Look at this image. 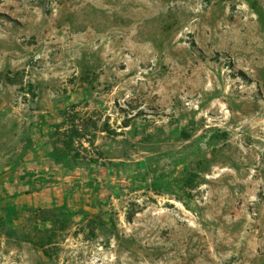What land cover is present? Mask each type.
Segmentation results:
<instances>
[{"label": "rangeland", "instance_id": "obj_1", "mask_svg": "<svg viewBox=\"0 0 264 264\" xmlns=\"http://www.w3.org/2000/svg\"><path fill=\"white\" fill-rule=\"evenodd\" d=\"M0 216V264H264V0H0Z\"/></svg>", "mask_w": 264, "mask_h": 264}, {"label": "trees", "instance_id": "obj_2", "mask_svg": "<svg viewBox=\"0 0 264 264\" xmlns=\"http://www.w3.org/2000/svg\"><path fill=\"white\" fill-rule=\"evenodd\" d=\"M76 113L77 112L74 110V106L73 108L62 110V115L64 117V120L61 122V125L67 123L68 121L72 122V124L70 125V128H68L69 130H66V132L63 133V135L66 137V139L64 140V144L68 148L74 147L77 139H82L85 137V135H87V132H83L84 127L79 128V126L76 124L75 122L76 121L75 116L77 115ZM60 127L58 128V131ZM90 144L94 145L93 140H90ZM76 155H77L76 157H79V154H76ZM128 218L129 220H131L132 216H129ZM3 225H6V223H5L4 218L0 216V226H3Z\"/></svg>", "mask_w": 264, "mask_h": 264}]
</instances>
